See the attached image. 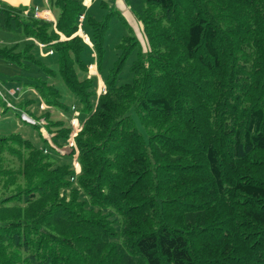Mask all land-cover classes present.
<instances>
[{"label": "trees", "instance_id": "1", "mask_svg": "<svg viewBox=\"0 0 264 264\" xmlns=\"http://www.w3.org/2000/svg\"><path fill=\"white\" fill-rule=\"evenodd\" d=\"M125 1L149 53L106 3L97 18L84 0H51L56 23L0 9V31L25 41L0 45V60L50 73L32 52L52 51L85 116L77 174L76 150L0 138V264H264V0ZM82 16L100 96L81 79ZM112 22L119 55L104 74ZM34 88L70 111L53 86ZM43 118L66 147L71 129Z\"/></svg>", "mask_w": 264, "mask_h": 264}, {"label": "rangeland", "instance_id": "2", "mask_svg": "<svg viewBox=\"0 0 264 264\" xmlns=\"http://www.w3.org/2000/svg\"><path fill=\"white\" fill-rule=\"evenodd\" d=\"M97 1V0H96ZM125 4L127 5V1H125ZM106 2L97 1L96 6H98V9L102 7V4ZM86 11L93 12L95 17L100 18V14H102V10L97 9L94 6V4L89 6V2L86 4L85 1L83 2ZM108 8H110L109 3H107ZM112 7V6H111ZM95 8V10H94ZM97 11V12H96ZM123 14L127 17L128 25L133 29L141 47L144 53H149L150 51V42L148 37L146 36L144 24L142 21H139L135 17V12L131 9L129 5H127V8H125L124 11H122ZM121 13V11H120ZM122 14V13H121ZM84 16H82L80 20V31L78 32V35L83 39L84 43L90 48L92 47V44L90 42L89 36L84 33L82 28ZM117 23H111L110 32L107 35L106 39V58H105V65H104V74H106L107 70H109L112 67V64L116 61L118 57V52L115 50L117 42L119 40V37L121 35L120 27L118 26L116 28ZM122 30V29H121ZM119 32V33H117ZM123 32V31H122ZM123 34V33H122ZM13 35V40L10 41H0V44H2L4 47L12 48L17 47L18 50H21L25 46L24 37L21 35ZM19 45V46H18ZM33 55L37 60H39L42 65L47 68L48 70H51L50 73H46V71H43L40 67L34 65V64H27L24 63L23 67H20L17 64H13L11 74L7 75L6 80H3L5 84H10L16 87H21L22 92L19 94L18 97H11L10 95H7V90L1 88L0 84V91L6 96V99L3 100L0 97V138H7L11 135H20L24 139L27 140H34L33 143H44L48 144L51 150L56 151L60 156H66L68 154H71L73 150H76V147H72V137L76 132V120H78L79 125L82 126V122L85 119V116L82 114L81 110L82 107L79 104V101L76 99V97L71 93V91L68 89V87L64 84L62 77L59 73L58 66L56 64V61L52 58L54 55L52 51L46 50L45 48L35 47L33 49ZM96 55L93 53V51L90 50L84 54V61L89 65V70L86 75L81 76V79H84L87 77L88 79L93 78L96 80L95 85V91L98 96L104 94L106 92V86L103 80L102 74L98 73L97 64H96ZM133 60V59H132ZM28 66H27V65ZM14 67V68H13ZM15 71L12 72V71ZM1 71V68H0ZM124 77L122 81H125L128 76L127 70L124 72ZM29 75L32 77L23 78L22 75ZM46 82L50 86H53L61 95V102L67 106V108L70 110L68 112H65L63 110L58 109H52L50 107H47L45 104V101L39 96L37 89H35V85L39 82ZM33 89V90H32ZM94 103H97L95 101ZM24 102V103H23ZM93 103V104H94ZM26 104V105H25ZM46 108H45V107ZM18 111L27 113L34 121H36L35 124L40 127V133L38 130L33 128L32 125H30L27 122H24L21 119V116L18 114ZM51 113V121L53 122H59L63 121L67 128H70V138L67 141V146L59 148L53 143V139L57 136V128H52V131L48 130V122L46 121L43 116L46 113ZM40 125V126H38ZM43 126V127H42ZM72 145V146H71ZM77 157L78 152L76 150L75 159L73 160L74 169L76 171V174L78 173L76 163H77Z\"/></svg>", "mask_w": 264, "mask_h": 264}, {"label": "crops", "instance_id": "3", "mask_svg": "<svg viewBox=\"0 0 264 264\" xmlns=\"http://www.w3.org/2000/svg\"><path fill=\"white\" fill-rule=\"evenodd\" d=\"M84 1L86 4L89 2V6L94 4L93 7H95L98 10V6H96V4H97V1H100V0H97V1L96 0H84ZM101 2H106V4L109 3L110 9L113 8V9L118 10L119 12L121 11L122 16L128 22L127 17L122 12L125 10V8H127V5L125 4L124 0H101ZM2 8L22 9L24 10L25 16H34L42 20L56 23L57 14H56L55 9L51 6V0H0V9ZM13 38L14 37L12 34L0 31V41H10L11 39L13 40ZM0 45L3 46L2 44ZM12 66H13L12 63L0 60V68H1L0 84H1L2 89H5V90L14 89L13 85L10 86V84H5L3 82V80L8 79L7 75L11 74ZM12 72L15 73L14 70ZM22 77L28 78L32 76L24 74L22 75ZM16 88H21V87H16ZM30 141L33 142L34 140H30ZM34 144H37V143H34Z\"/></svg>", "mask_w": 264, "mask_h": 264}, {"label": "built area", "instance_id": "4", "mask_svg": "<svg viewBox=\"0 0 264 264\" xmlns=\"http://www.w3.org/2000/svg\"><path fill=\"white\" fill-rule=\"evenodd\" d=\"M40 48H44L43 46H40ZM22 92V89L21 88H14V89H9L7 90V95H10L11 97H18L19 94ZM105 93V92H104ZM0 97L5 100L6 99V96H4V94L0 91ZM45 107V106H44ZM46 108V107H45ZM18 114L21 116V119L24 121V122H27L29 123L30 125L32 126H37L35 124H38L36 123V121H34L32 119V117H30L27 113H24V112H21V111H18ZM76 132L75 134L73 135L71 141H72V147H75V137L81 132L82 128H83V125H79L80 123L78 122V120H76ZM79 123V124H78ZM40 126V125H38ZM43 127V126H42ZM76 167H77V171L79 172V165L78 163H76Z\"/></svg>", "mask_w": 264, "mask_h": 264}]
</instances>
